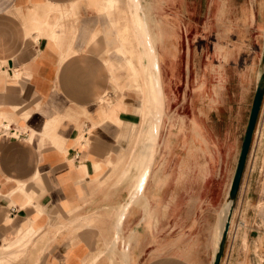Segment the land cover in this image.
I'll use <instances>...</instances> for the list:
<instances>
[{
	"label": "crops",
	"instance_id": "obj_1",
	"mask_svg": "<svg viewBox=\"0 0 264 264\" xmlns=\"http://www.w3.org/2000/svg\"><path fill=\"white\" fill-rule=\"evenodd\" d=\"M75 2L62 24L49 25L46 5L67 11ZM250 11L237 24L249 38ZM119 54L129 53L119 47L105 14L87 0H0V264H90L103 248L93 245L88 219L76 228L65 225L120 199L109 184L123 174L142 114L137 92L116 90L125 72L118 67L115 77L106 60L121 64ZM131 59L126 66L133 81ZM262 104L239 185L244 192L239 197L238 190L219 264H264V98ZM155 173L150 182L156 187ZM172 182L167 176L159 183L164 198L148 199L150 227H135L133 220L134 228L122 235L130 242L127 264L213 263L219 211L199 215L197 228L174 230L167 193ZM158 204L165 210L153 213L151 205ZM104 214L99 220L108 221ZM93 264L109 262L102 256Z\"/></svg>",
	"mask_w": 264,
	"mask_h": 264
},
{
	"label": "rangeland",
	"instance_id": "obj_2",
	"mask_svg": "<svg viewBox=\"0 0 264 264\" xmlns=\"http://www.w3.org/2000/svg\"><path fill=\"white\" fill-rule=\"evenodd\" d=\"M146 1L150 3L151 15L155 18L152 28L158 40L166 115L151 165V178L154 179L155 172L159 171L157 185L155 187L148 178L143 191L147 200L157 196L164 198V190H160L159 183H163L167 176H172L174 189L167 190L172 197V204L168 206L172 227L174 230L186 229L187 226L197 228L199 215L211 218L219 211L222 218L227 206L226 197L239 141L247 123L251 98L264 67V4L261 0ZM76 3L71 4L67 11L59 6L46 5L49 25L62 24L63 17L74 11ZM87 3L105 14L116 31L119 47L129 51L130 41L124 36V28L128 23L125 0H115L113 3L112 0H87ZM250 8L252 31L249 38L244 28L237 24L238 18L244 19ZM94 33L97 35L96 31ZM92 34L89 42L94 43L96 38ZM121 57V64L106 60L107 64L113 66L115 77L118 67L125 72L124 78L118 79L119 87L116 90L138 93L132 81V71L126 66L131 55ZM130 93L131 98L137 100V96ZM124 143L127 150L130 142L126 140ZM111 180L110 189L116 188L114 194L120 192L118 200L125 203L130 192L126 180L122 182L121 176ZM243 192L242 183L239 197ZM119 202L107 205L109 208L94 207L93 215L90 216L92 219L89 215L77 216L73 222L65 225L75 227L82 217H87L86 224L94 236L93 245L102 246L104 243L103 248L90 257H106L100 253L105 251L108 241L113 238L116 220L115 215L108 210ZM151 208L153 213L156 208L159 213L166 207L158 204L156 207L151 205ZM101 212L105 213L104 217L108 221L99 220ZM95 214L98 216L95 217ZM147 217L142 206L134 204L129 208L123 218L126 219L124 225L119 230L121 241L116 243L118 249L123 245L121 235H128V231L134 228L133 220L135 227H150ZM54 226L51 222L49 230ZM108 229L112 231L110 237L107 236ZM116 260V264L121 261L118 257Z\"/></svg>",
	"mask_w": 264,
	"mask_h": 264
},
{
	"label": "bare ground",
	"instance_id": "obj_3",
	"mask_svg": "<svg viewBox=\"0 0 264 264\" xmlns=\"http://www.w3.org/2000/svg\"><path fill=\"white\" fill-rule=\"evenodd\" d=\"M114 1L112 0V3ZM147 2L146 0H125L128 23L124 28V36L130 41L131 45V49L127 51L132 56L130 66L135 70L133 82L137 86L141 101L142 120H140L139 131L136 133L137 137L135 136L136 139L134 138V146L131 145L133 146L131 154L126 162V166H124L123 174H121L122 182L126 180V183H131L127 185L131 189L129 197L125 203L121 204L120 202L116 206L119 207L121 204V207L116 212V207H110L108 210L116 217L113 239L111 243L107 244L105 249V256L108 258L109 264H116V257L121 259L118 264H127L129 260L127 258L129 240L123 239L122 248L120 247L121 250L118 251V247H116V243L120 240L119 230H121L123 218L128 214L129 208L137 204L140 207L142 206L146 216L149 214V203L143 190L151 175V165L158 147L159 131L163 117L166 115L165 96L157 49L158 40L152 28L155 18L151 15V5ZM118 166L113 164L110 169L117 170ZM229 206L230 201L227 200L226 209L224 212L222 211V218L216 229V240L221 235ZM86 219L87 217H82L77 225H82ZM99 257L98 255L93 256V261L90 264L98 261Z\"/></svg>",
	"mask_w": 264,
	"mask_h": 264
},
{
	"label": "water",
	"instance_id": "obj_4",
	"mask_svg": "<svg viewBox=\"0 0 264 264\" xmlns=\"http://www.w3.org/2000/svg\"><path fill=\"white\" fill-rule=\"evenodd\" d=\"M263 60H264V42H263ZM263 98H264V67H263L262 72L259 75L256 87H255V91L253 94L251 107H250L245 131L243 134L241 146H240L239 155L237 158L234 173H233L232 180L230 182V186H229V190H228V194L226 197V200L230 201V206H229V209H228L227 214H226V218H225L223 228H222V232L220 235V240L218 243V248H217V251L215 253L214 260H213L212 264H219L220 258L222 256V253L224 250V245H225L226 236H227V232H228L229 225H230V219L232 216V211H233L234 204L236 201L241 177H242L243 170L245 167L247 154H248V151H249V148L251 145L252 136L254 133L255 125L257 122V118L259 115V111H260V107H261Z\"/></svg>",
	"mask_w": 264,
	"mask_h": 264
}]
</instances>
